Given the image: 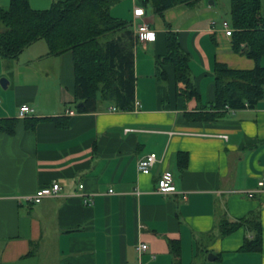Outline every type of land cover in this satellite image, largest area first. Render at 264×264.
<instances>
[{
  "label": "crops",
  "instance_id": "obj_1",
  "mask_svg": "<svg viewBox=\"0 0 264 264\" xmlns=\"http://www.w3.org/2000/svg\"><path fill=\"white\" fill-rule=\"evenodd\" d=\"M28 1L46 10L60 0ZM206 2L173 8L163 18L143 0L125 2L131 24L135 9L143 8L138 23L156 32L155 42L136 45L138 110L100 104L79 113L72 55H48L42 40L18 59H0V121H16L14 134L0 132V264H174L172 242L180 246L181 264H264V191L258 185L264 178V95L254 108L235 113L210 109L215 64L252 70L255 61L233 50L222 23L210 28L219 15L216 2ZM9 4L0 0V8ZM168 30L179 34L190 56L197 98L182 95L185 84L176 83L171 67H165L166 82L157 80L155 61L165 54ZM23 104L34 113L19 119ZM214 113L221 116L206 118ZM29 121L37 122L34 129H27ZM151 153L159 162L151 174H141L138 161ZM180 153L188 156L184 169ZM165 172L173 175L175 193L157 192ZM54 183L61 186L59 197L25 201ZM251 215L262 226L257 253L240 250L254 237L247 226L221 234L225 220ZM142 244L148 250L139 253Z\"/></svg>",
  "mask_w": 264,
  "mask_h": 264
},
{
  "label": "trees",
  "instance_id": "obj_2",
  "mask_svg": "<svg viewBox=\"0 0 264 264\" xmlns=\"http://www.w3.org/2000/svg\"><path fill=\"white\" fill-rule=\"evenodd\" d=\"M123 0H60L49 9L35 10L28 0H10L8 9L0 8V59H18L23 51L38 41H45L48 55L70 53L74 62L75 107L79 113L95 112L100 104H112L120 111L134 110L137 77L135 73V37L130 21L111 14ZM201 0H143L144 6L163 18L165 13L179 6L192 7ZM262 0H231L232 47L255 61L252 70L232 69L216 63L215 101L213 110L254 108L264 95V16ZM165 54L158 56L157 80L166 82L165 67H171L176 83L185 84L182 95L197 98L190 76V56L181 46L179 34L168 30L165 34ZM83 104V108H78ZM221 115H206L213 120ZM58 121V119L56 120ZM37 122H27L34 129ZM16 121H0V132L15 133ZM65 127L66 125L63 124ZM184 169L188 156L179 155ZM253 233L241 247L242 252L262 250V226L258 216L241 222L221 224V234L228 235L242 226ZM174 264L180 262V246L172 242Z\"/></svg>",
  "mask_w": 264,
  "mask_h": 264
},
{
  "label": "built area",
  "instance_id": "obj_3",
  "mask_svg": "<svg viewBox=\"0 0 264 264\" xmlns=\"http://www.w3.org/2000/svg\"><path fill=\"white\" fill-rule=\"evenodd\" d=\"M145 16H146V11L143 8L135 9L134 21L132 23V26L134 28L133 32L135 37V45L137 44L147 45L149 43H153L156 41V32L151 28L149 23L146 22L138 23L137 21V19L143 18ZM215 27H216V23L212 22L210 28L214 30ZM222 31L224 32L226 37H231L232 34L234 33V30L228 21L222 22ZM140 107H141V103L135 100L134 110H138ZM245 108H249V105L245 104ZM111 110L116 111L118 109L116 107H112ZM222 111L235 113L237 109L229 108L227 106ZM33 113L34 110L29 105L23 104L19 108L18 118L26 119ZM66 114L69 116H75L77 113L76 111L69 110L66 112ZM225 138L227 137L225 136ZM158 162H159V157L157 154L155 153L148 154L138 161L137 164L138 171L141 174L149 175L151 174L153 168ZM258 185H259V189L264 191V178L259 181ZM80 188L82 189L83 185H80ZM60 191H61V186L58 183H54L53 185L39 189L35 194L26 197L25 201L31 204H39L44 199L59 197ZM157 192L164 195L176 192V187L174 185V179L171 172H165L162 175V177L159 179ZM88 203H91L90 199L85 200V204ZM146 250H148L147 244H142L141 246L138 247L139 253H143Z\"/></svg>",
  "mask_w": 264,
  "mask_h": 264
},
{
  "label": "rangeland",
  "instance_id": "obj_4",
  "mask_svg": "<svg viewBox=\"0 0 264 264\" xmlns=\"http://www.w3.org/2000/svg\"><path fill=\"white\" fill-rule=\"evenodd\" d=\"M126 1L127 0H123L121 3H119L118 4L119 5L118 10L116 12L112 13V15L114 17H117V18H120V19L128 21V19H130V17H128V15L130 14V10L128 9V7H127V5L125 3ZM206 1L207 0H205V2ZM211 1L216 2V6L213 7V8H214V10L217 11V13L219 15L218 20H216L214 22L218 23V24L219 23L221 24L223 21H228L231 24V0H208V2H206V3H209ZM3 9H8V7H5ZM2 29H4V26L0 23V31ZM132 30H134L133 26H132ZM220 30H222V28ZM41 45H42V47L47 48V43L45 41H43V40H42V44ZM140 47H141L140 44L137 45V48L140 49ZM149 54H150L149 56L150 57L152 56L151 58L154 59V61H155L154 54L153 53H149ZM156 61H157V59H156ZM156 61H155V68H156V64L158 63ZM142 79H146V78L141 76V78L139 80V82H140V90L143 89V81H142ZM196 261L198 262L199 260H196Z\"/></svg>",
  "mask_w": 264,
  "mask_h": 264
},
{
  "label": "water",
  "instance_id": "obj_5",
  "mask_svg": "<svg viewBox=\"0 0 264 264\" xmlns=\"http://www.w3.org/2000/svg\"><path fill=\"white\" fill-rule=\"evenodd\" d=\"M210 3H211L212 5H214V1H211ZM7 84H8V82H7L5 79H3V80L1 81V85L3 86V88H7ZM83 107H84L83 104H79V105H78V108H83ZM209 258L211 259V258H214V257H213V255H210Z\"/></svg>",
  "mask_w": 264,
  "mask_h": 264
}]
</instances>
